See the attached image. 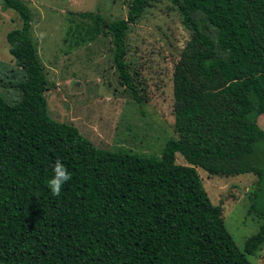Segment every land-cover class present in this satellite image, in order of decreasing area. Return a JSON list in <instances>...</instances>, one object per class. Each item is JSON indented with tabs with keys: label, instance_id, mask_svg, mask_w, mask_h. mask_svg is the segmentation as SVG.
<instances>
[{
	"label": "trees",
	"instance_id": "trees-1",
	"mask_svg": "<svg viewBox=\"0 0 264 264\" xmlns=\"http://www.w3.org/2000/svg\"><path fill=\"white\" fill-rule=\"evenodd\" d=\"M125 1L126 18L87 14L88 37L110 36L120 84L142 103L126 40L151 0ZM170 1L191 34L173 69L177 138L154 158L97 148L49 116L30 11L2 0L21 20L6 42L25 75L10 85L18 101L0 94V264H252L262 249L264 223L239 250L197 169L255 175L250 209L264 221V0ZM57 160L71 173L59 196L47 187Z\"/></svg>",
	"mask_w": 264,
	"mask_h": 264
},
{
	"label": "rangeland",
	"instance_id": "rangeland-1",
	"mask_svg": "<svg viewBox=\"0 0 264 264\" xmlns=\"http://www.w3.org/2000/svg\"><path fill=\"white\" fill-rule=\"evenodd\" d=\"M31 14L30 35L49 84L45 92L49 116L76 127L95 147L125 150L160 158L174 132L173 69L190 39V30L170 0H151L127 33L126 63L138 84L142 103L120 84L112 60L109 35L89 36L100 14L106 22L126 18L125 0H18ZM104 26V25H103ZM21 27L19 15L3 10L0 0V94L9 103L20 99L17 88L24 70L8 53L6 34ZM106 30V28H104ZM264 130V115L257 120ZM255 163L264 166V145ZM177 164H184L177 156ZM211 202L220 206L236 246L264 223L251 210L257 177L245 174L213 177L197 169ZM252 264H264V245Z\"/></svg>",
	"mask_w": 264,
	"mask_h": 264
},
{
	"label": "clouds",
	"instance_id": "clouds-1",
	"mask_svg": "<svg viewBox=\"0 0 264 264\" xmlns=\"http://www.w3.org/2000/svg\"><path fill=\"white\" fill-rule=\"evenodd\" d=\"M71 179L67 167L57 160L52 168V174L47 180V187L53 195L59 196L63 186Z\"/></svg>",
	"mask_w": 264,
	"mask_h": 264
}]
</instances>
